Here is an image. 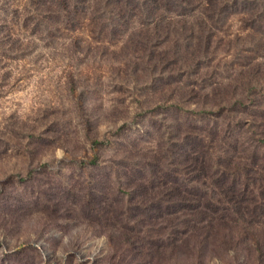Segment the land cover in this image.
Listing matches in <instances>:
<instances>
[{
  "label": "rangeland",
  "instance_id": "1",
  "mask_svg": "<svg viewBox=\"0 0 264 264\" xmlns=\"http://www.w3.org/2000/svg\"><path fill=\"white\" fill-rule=\"evenodd\" d=\"M118 1L121 10L108 12L103 0H0V264H264L263 207H250L251 229L228 216L200 222L194 209L160 201L167 187L145 164L172 143L167 130L212 128L213 112L236 93L249 106L236 114H263L241 78L264 79V46L254 51L264 36L246 22L259 0L227 9L209 59L191 64L181 84L154 72L141 49L172 51L170 33L198 28L216 0L190 9L163 0L151 14L140 0ZM159 86L177 87L186 102L148 111L163 106ZM87 118L90 134L109 143L91 146ZM246 128L231 133L247 140ZM237 185L244 199L246 184ZM246 196L264 205L263 178Z\"/></svg>",
  "mask_w": 264,
  "mask_h": 264
},
{
  "label": "trees",
  "instance_id": "2",
  "mask_svg": "<svg viewBox=\"0 0 264 264\" xmlns=\"http://www.w3.org/2000/svg\"><path fill=\"white\" fill-rule=\"evenodd\" d=\"M68 1L59 0L62 4ZM172 1L177 7L192 8V6L190 7L192 0ZM103 2L108 8V12L122 8L118 0H103ZM140 2L150 14L156 13L163 6V0H140ZM215 3V5L210 3L203 7L201 13L205 17L198 22V28L195 26L188 27L183 22L180 30L176 29L170 33L171 37H175L173 46L169 47L172 51L165 49L166 52L159 53L155 52L153 48L142 47L141 52L144 55V61L145 57L148 61L146 64H149L150 60L154 72H160L164 80L167 79L168 73L181 84L185 77L190 75L191 68L194 67L191 64L196 63L195 67L199 68L203 59L204 61L209 59L214 46L216 47L218 44L215 39L223 27L222 23L227 21V9L237 2L236 0H216ZM220 5H223L224 8L220 9ZM256 6L249 14L246 22L252 25L255 33L264 36V0H259ZM158 16L163 20V14L161 16L158 13ZM114 26L117 27V25ZM103 29L102 27L100 31L102 32ZM101 32L99 33L101 34ZM149 40L144 42L146 47L150 46ZM167 41V38L162 39V45H166ZM263 46L264 39L263 43H258L254 51L260 52L263 50ZM241 78L249 88L247 100L250 104L255 102L258 111L263 114L259 116L236 114L235 110L238 106L249 108L244 98L236 93L234 94L235 102H230V106L223 102L217 111L213 112L216 121L212 128L200 129L196 125L183 129L180 126H173L167 130V141L172 143L168 144V148L166 146L161 148L160 156L156 157V161H146L145 164L148 167H153L151 169L152 175L157 180H161V183L167 187L169 194L163 196L160 201L166 206L168 205L171 210L175 206L180 209H194L192 215L196 216L195 219L200 222L208 218L215 219L216 215L219 217L218 220L228 216L246 223L245 228L251 229L255 223L252 219H248V217H252L250 214L252 208L250 207L264 208L263 204L255 206L252 202L248 203L246 196L248 184L258 178L264 180V106L258 102V98L264 96V79L257 74L250 76L241 74ZM154 87L157 88L156 85ZM158 88V93L162 96L163 106H154L148 111L163 110L167 101L172 102L168 108L179 110L181 104L186 102V97L178 92L177 87L173 92L167 87L159 86ZM191 111H193L191 115L197 113L196 110ZM224 116H227L228 122L222 126L218 117ZM240 120L242 123L239 122ZM85 124L86 137L93 148L110 142L109 138L102 141L90 134L92 130L88 118L85 119ZM236 124L243 128L247 127V140L243 137H235L233 132L231 133ZM97 161L98 155L96 154L90 162L95 164ZM167 167H169V172L166 170ZM240 178L246 184L242 192L245 196L244 199L238 194L237 183ZM141 188L143 192H148L153 189V185L141 186ZM171 194L175 196L176 201L168 198V195ZM232 215H236L237 218L232 217ZM251 233L252 237L257 239V235L254 232Z\"/></svg>",
  "mask_w": 264,
  "mask_h": 264
}]
</instances>
